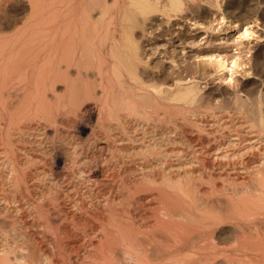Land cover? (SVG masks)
Wrapping results in <instances>:
<instances>
[{
	"label": "bare ground",
	"instance_id": "1",
	"mask_svg": "<svg viewBox=\"0 0 264 264\" xmlns=\"http://www.w3.org/2000/svg\"><path fill=\"white\" fill-rule=\"evenodd\" d=\"M203 2L222 1L31 0L33 27L0 34V264H264V143L244 160L257 125L190 106L197 69L173 88L139 67V24ZM212 21L236 30L232 56L201 58L230 81L254 25L188 24L212 44Z\"/></svg>",
	"mask_w": 264,
	"mask_h": 264
},
{
	"label": "rangeland",
	"instance_id": "2",
	"mask_svg": "<svg viewBox=\"0 0 264 264\" xmlns=\"http://www.w3.org/2000/svg\"><path fill=\"white\" fill-rule=\"evenodd\" d=\"M46 1L50 2L51 0ZM221 1L220 10H215L208 3L203 2L202 5L206 7L204 11L194 8V10L180 12L177 16L171 18H167L156 12L150 20L140 23L139 25L140 27L142 25V29L138 27L137 31L139 40L147 38L148 35L149 37L153 35V37L149 41L151 44L148 47H144L142 56H145V62H140L139 67L140 71H144L143 76L150 74V76H145L149 77L150 80L152 78L151 82L157 84L163 82L161 83L164 85L162 87H166L168 84V86L173 87L172 82L177 75L180 77H190V74L188 75L185 71L182 72L179 66H184L183 64H185L192 68L193 71L197 69V73H191L194 79L191 77L188 83L190 86L196 87V96L194 101L190 103V106L212 108L210 110L213 112H220L223 115L222 120L223 122L226 121L225 123L230 124L231 122H235L236 125L242 123L243 121L232 118L241 107L240 109L241 111L243 110L242 112L245 116L243 120L246 121L244 122V126H248L250 122L257 125L254 126L256 128H251L252 131H250V127H246L249 129L250 132L248 133L250 134H243V138L247 139L246 142L253 141V145L255 146V149H252L254 152L251 150L250 155L247 154L244 157V160L249 162L250 160L254 161L257 159V150L264 143V0ZM34 10L33 7L31 8V0H0V34L10 35L15 30L24 28V26L32 28L37 17L32 16ZM93 13L95 12L93 11ZM219 14L224 15L226 20H237L240 24L239 26H242L245 22H252L254 25L252 38L248 40V44H245L240 54L242 67L237 69V72L232 75L230 81L222 79L219 77V74H214V66L208 60H202L201 54L203 56L207 53H221L226 58H230L233 50L229 45L233 44L232 41L237 35L236 30H229V34L224 36L222 34L224 30L222 29L226 28L227 24L223 23L221 26H218L219 24H216V21H212L210 29L205 34H208L209 38H213L214 43L207 44L205 42L206 38L201 36L203 31L197 29L195 31L198 33L190 35L195 31H190L193 26L188 24V20H191V17L200 21H211ZM172 18L175 20H171ZM28 24L31 25L29 26ZM151 28L153 29L151 30ZM217 28L218 31H216ZM220 38L223 39L225 42L223 45L226 47L217 44ZM224 75L225 73L222 76ZM199 97L201 98L199 99ZM195 100L196 105L194 104ZM91 103L94 104L93 99L87 101L84 106H91ZM94 118L95 115L90 117L92 121H94ZM246 128L244 130H248ZM224 132L226 133V130ZM87 133L88 129L84 128L78 133V136L83 139Z\"/></svg>",
	"mask_w": 264,
	"mask_h": 264
}]
</instances>
